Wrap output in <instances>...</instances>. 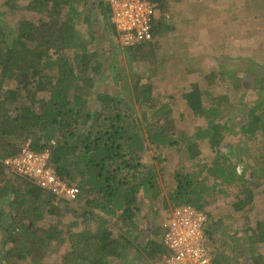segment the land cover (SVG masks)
<instances>
[{
  "label": "trees",
  "instance_id": "16d2710c",
  "mask_svg": "<svg viewBox=\"0 0 264 264\" xmlns=\"http://www.w3.org/2000/svg\"><path fill=\"white\" fill-rule=\"evenodd\" d=\"M19 1L5 2L10 7L5 15L16 27L0 24V199L12 195L9 202L14 211L5 227L8 246L0 251L3 264H44L42 260L49 253L60 255L59 264H110L116 258L128 257L137 237L132 238L133 229L138 228L144 212L140 199L145 202L149 191L154 198L160 195L154 174L151 177L144 172L147 165L143 156L152 145L177 153L175 184L169 194L176 206L191 204L201 210L205 187L243 180L249 181V186L243 187L244 197L237 196L239 201L233 207L239 212L252 209L258 182L228 166L221 148L230 133L229 123L242 115V95L225 91L212 96L211 104L206 105V92L193 84L184 98L194 115L206 119V126H196L191 135L175 129L174 111L162 105L158 115L165 123L156 130L147 125L148 131H144L139 116L124 109L120 99L95 92L103 63L98 52L89 50L78 29V24L87 23L93 32L92 15L98 10L119 33L111 21L109 1L29 0L24 6ZM155 1L159 9H166L164 0ZM23 11L38 13L40 18H27ZM147 42L137 41L135 47L130 44L128 51L136 52ZM234 84L241 85L238 80ZM154 87L152 83L141 86L146 92L139 97L149 107ZM97 103L102 108L97 109ZM262 104L249 109L243 134L254 137L264 130ZM207 139L216 155L206 174L200 178L185 172V163L201 155L202 141ZM28 142L36 152L51 151L49 163L60 177L80 187L76 201L49 194L6 168L4 160L18 155ZM252 158L264 170V152ZM67 215L72 217L69 222ZM210 219L206 232L213 239L219 226ZM159 225L150 227L155 236L143 248L151 263L155 255L157 262L167 251L161 241L165 227ZM246 230L251 247L264 242V218L256 219ZM153 245L158 249L155 253ZM252 260L264 264V255L257 254ZM214 264H220L216 256Z\"/></svg>",
  "mask_w": 264,
  "mask_h": 264
},
{
  "label": "rangeland",
  "instance_id": "374dc122",
  "mask_svg": "<svg viewBox=\"0 0 264 264\" xmlns=\"http://www.w3.org/2000/svg\"><path fill=\"white\" fill-rule=\"evenodd\" d=\"M5 2L0 0V24L16 27L17 24L9 21L11 18L5 15L10 9ZM28 2L20 0L18 4L24 6ZM163 2L166 9L158 10L159 22L156 24L154 39L136 52L128 51L127 47L131 45L123 43V35L114 32L96 8L92 15L93 32L90 33L87 23L78 24L89 50L98 52L103 63L95 92L120 99L124 109H132L134 115L139 116L144 131H148L147 125L156 130L165 123L158 115L163 111L161 106L165 105V109L174 111L175 129H182L188 135L194 132L196 126H206L207 123L204 117L194 115L184 98V93L193 84H198L206 92V105L211 104L209 99L212 96L225 91L233 90L238 96L242 95L241 99L245 103L242 115L229 123L230 133L226 145L221 148L228 157V166L234 167L238 175L243 174L247 180L258 182L254 206L240 212L233 207L234 202L244 197L243 187L249 186V181L243 180L205 187L201 204L204 206L202 210L211 218V223L219 226L218 233L211 239V246L220 264H254L253 256L264 255V242L251 247L246 229L249 224L254 225L256 219L264 218V170H260L252 158L264 152V130L261 128L254 137H250L243 134L242 126L247 124V114L252 106L263 102L260 110L264 109V0ZM22 13L33 20L40 18L35 12ZM237 80L241 83L239 87L234 84ZM149 83L155 86L149 98L153 104L150 107L147 101L139 97L142 92H146L141 91V86ZM95 106L97 109L102 108L99 103ZM201 145V155L185 163L184 170L203 178L216 152L210 150L208 139L202 141ZM176 158L175 151L153 145L144 154L143 159L147 165L144 172L151 177L154 174L153 182L160 195L154 198L149 191L145 202L140 199L144 212L141 213L138 228L133 229L132 238L137 237L133 239L130 253L125 259L116 258L110 264H155L157 255L151 263L143 248L149 238L155 236V233L150 232V227L163 224L176 206L169 196L170 188L175 184ZM253 174H256V178ZM12 198L9 195L0 199L1 252L8 246L4 242L5 227L14 212L9 202ZM71 219V215L65 217L68 222ZM42 224L48 222L42 221ZM152 249L153 253L158 250L155 245ZM42 261L44 264H59L60 255L49 253ZM0 264H3L2 259Z\"/></svg>",
  "mask_w": 264,
  "mask_h": 264
},
{
  "label": "built area",
  "instance_id": "2783aa9c",
  "mask_svg": "<svg viewBox=\"0 0 264 264\" xmlns=\"http://www.w3.org/2000/svg\"><path fill=\"white\" fill-rule=\"evenodd\" d=\"M112 22L124 44L151 40L159 3L155 0H108ZM55 141H53L54 143ZM51 151L39 153L26 143L16 156L4 160L11 173L28 178L49 194L68 201L79 198L80 187L62 179L50 162ZM209 216L191 204L175 206L163 222L161 241L167 251L156 264H214L215 252L206 227Z\"/></svg>",
  "mask_w": 264,
  "mask_h": 264
},
{
  "label": "clouds",
  "instance_id": "9594fccd",
  "mask_svg": "<svg viewBox=\"0 0 264 264\" xmlns=\"http://www.w3.org/2000/svg\"><path fill=\"white\" fill-rule=\"evenodd\" d=\"M158 10H159V8H158ZM157 15H158V12H157ZM157 19H158V17L156 16V19H155V24H154V30H153V38H152L151 40H153V39H154V37H155V35H154V34H155V32H156V29H155V28H156V24H157V21H158ZM111 21H112V20H111ZM158 22H159V21H158ZM151 40H149V41H151Z\"/></svg>",
  "mask_w": 264,
  "mask_h": 264
}]
</instances>
